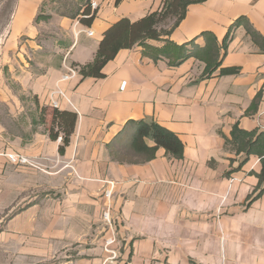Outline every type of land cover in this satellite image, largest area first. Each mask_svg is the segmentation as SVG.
Listing matches in <instances>:
<instances>
[{
	"label": "crops",
	"instance_id": "obj_1",
	"mask_svg": "<svg viewBox=\"0 0 264 264\" xmlns=\"http://www.w3.org/2000/svg\"><path fill=\"white\" fill-rule=\"evenodd\" d=\"M162 1L89 0L97 14L85 25L71 14L88 0H0V212L13 213L10 226L46 230L45 242L92 230L93 249L72 264L106 262L111 237L123 247L119 264H264L261 160L232 142L236 125L264 131V50L237 25L245 17L264 38V0L193 3L169 35L147 41L191 50L211 32L222 46L233 27L210 77L203 61L182 58L185 50L155 60L140 45L120 50L101 78L75 67L94 59L109 27L138 21ZM70 68L76 73L65 78ZM55 108L78 115L64 154L48 133ZM131 120L174 132L183 157L160 148L145 163L114 160L108 145Z\"/></svg>",
	"mask_w": 264,
	"mask_h": 264
},
{
	"label": "trees",
	"instance_id": "obj_2",
	"mask_svg": "<svg viewBox=\"0 0 264 264\" xmlns=\"http://www.w3.org/2000/svg\"><path fill=\"white\" fill-rule=\"evenodd\" d=\"M206 0H163L162 6L147 14L144 18L138 21H131L128 18H123L107 29L99 49L95 54L94 59L86 64H75L79 74L82 77L101 78L104 76V66L122 49H129L135 45H140L147 52L151 53L153 59H158L160 56L169 55L170 51L179 52L185 50L183 59L193 56L203 61L206 66L204 76L210 77L217 71L222 64V51L226 50L227 43L230 37L226 36L222 46L219 44L216 36L211 32H203L202 37L205 39L206 45L199 47L195 43H191L193 49L186 50L183 46H178L173 42L167 41V44L162 48L152 47L148 44V40L160 39L163 35H169L171 30L167 27L170 25L176 26L185 17L187 8L193 3H199ZM71 6V5H70ZM71 8V7H70ZM81 8L76 5L74 14L69 11H64L71 14L72 17L80 16V22L85 25H90L96 17L97 9H92L91 4L85 3V9L80 13ZM243 25L246 32L251 36L253 41L264 50V38L254 28L251 22L243 17L237 22V25ZM148 53V54H150ZM182 59V60H183ZM178 63V62H175ZM237 68H224L222 74L231 75L237 73ZM262 94H258L251 107L249 113H255L261 101ZM47 109L43 108L38 123L46 122ZM78 115L71 111H61L57 108L52 110L51 124L48 128V133L52 140H57L62 136L59 151L64 154L67 147L71 143L72 135L75 131ZM127 134L123 137V134ZM232 142L236 146L238 152H246L247 155H256L260 158L262 164L261 173L258 175L260 183H264V131L248 132L241 129L238 125L234 126L232 132ZM153 141V145L148 143V140ZM110 155L114 160L126 163H145L156 157L157 151L160 148L166 150L167 154L174 158H182L184 152V144L182 140L171 130L156 122L146 120H131L125 126L123 133L108 145Z\"/></svg>",
	"mask_w": 264,
	"mask_h": 264
},
{
	"label": "rangeland",
	"instance_id": "obj_3",
	"mask_svg": "<svg viewBox=\"0 0 264 264\" xmlns=\"http://www.w3.org/2000/svg\"><path fill=\"white\" fill-rule=\"evenodd\" d=\"M3 211L0 212V216H5V221L0 223V264H72L78 262L77 256H86L93 249L92 230H65L63 242L46 238V243V230L10 226L7 221L13 213H8V208ZM112 249L116 255L107 252L109 256L103 264L114 261L119 264L121 251L115 246Z\"/></svg>",
	"mask_w": 264,
	"mask_h": 264
},
{
	"label": "built area",
	"instance_id": "obj_4",
	"mask_svg": "<svg viewBox=\"0 0 264 264\" xmlns=\"http://www.w3.org/2000/svg\"><path fill=\"white\" fill-rule=\"evenodd\" d=\"M92 7L93 8H96V3H93V6ZM75 73H76V69L75 68H70V74L65 75V78H69L71 75H74ZM125 87H126V82L123 83V89ZM59 140H62V136H59ZM10 157L13 160H20L23 163L27 162V159L24 158V157H19V156H16V155H10ZM107 195L108 196H111V192L108 191L107 192ZM105 218L110 221V219H109V212H106L105 213ZM115 241H116L115 237H111V238L107 239V241H106V250L108 252L112 253L113 255H116V251L112 249V246L115 245Z\"/></svg>",
	"mask_w": 264,
	"mask_h": 264
}]
</instances>
